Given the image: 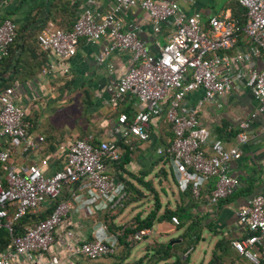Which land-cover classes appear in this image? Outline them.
Segmentation results:
<instances>
[{
    "label": "built area",
    "instance_id": "built-area-1",
    "mask_svg": "<svg viewBox=\"0 0 264 264\" xmlns=\"http://www.w3.org/2000/svg\"><path fill=\"white\" fill-rule=\"evenodd\" d=\"M243 9L245 21L239 23L229 15L214 14L205 23L198 11L190 14L180 9L177 0H112L110 9L98 15L83 8L67 30L40 31L35 41L40 50L52 53L55 62L45 65L41 72L56 69L66 72L64 63L74 55L80 39L95 42L108 37L105 55L112 50L127 51L130 65L114 84L108 98L110 105L125 96L136 99L137 110L128 118L117 115L121 135L148 139L150 118L163 115L168 124L170 139L156 149L164 155L165 165L180 192L189 190L198 198L201 188L214 178L207 200L217 204L237 190L239 179L228 174L227 163L242 155L248 141L249 122L256 113L264 112V0H236ZM130 7L144 11L150 27L157 31L162 22L170 20L172 31L167 42L156 53L146 48L135 29L122 28L117 14ZM240 36L250 47L237 48ZM16 37L15 24L7 18L0 20V59ZM259 61V67L253 64ZM242 84L256 103L255 111L237 123L236 142L224 146L221 139L197 120V112L206 101L221 96ZM201 91L193 105L185 104L187 94ZM26 113L14 103L12 88L0 91V227L9 233L12 224L30 213L50 211L43 218L25 225L20 234L11 237L10 244L0 252V264L14 261H33L47 251L54 233L68 212L89 215L95 209L115 210L123 206L127 192L123 183L110 174L108 166L121 159L113 141H92L90 137L74 138L57 145L61 165L47 173L41 169L46 161L29 164L13 163L15 149L26 151L35 147L28 135ZM112 168V167H111ZM66 189L67 198L62 192ZM237 220L249 234L232 242V247L252 264H264V194L251 195L236 212ZM170 221L177 224L176 216ZM89 240L69 243L72 255L95 260L113 254L117 248V233L97 224ZM98 233V234H97ZM148 233L146 228L134 231L128 241H137ZM72 241L73 233L65 232ZM51 256L46 264H57Z\"/></svg>",
    "mask_w": 264,
    "mask_h": 264
},
{
    "label": "crops",
    "instance_id": "crops-1",
    "mask_svg": "<svg viewBox=\"0 0 264 264\" xmlns=\"http://www.w3.org/2000/svg\"><path fill=\"white\" fill-rule=\"evenodd\" d=\"M177 2L187 14L198 11L205 23L214 14L231 16L235 0ZM111 4L112 0H0V20L10 19L18 35L7 58L0 62V76L8 79L14 103L24 109L28 135L35 144L33 149L26 151L15 149L11 153L13 163H39L44 159L46 164L41 165V169L49 173L61 165L58 144L86 137L92 141L110 140L118 146L121 158L124 152H128V162L117 172L108 166L110 174L121 176L136 191V194L131 193L126 204L116 210L95 209L89 215L71 210L56 229L54 241L47 251L33 261H14L11 264H46L51 256L57 259V264H252L234 250L232 242L249 234V230L238 222L236 212L251 195L264 194V112L256 113L250 119L247 129L249 138L242 147L241 157L227 163L228 174L239 179L237 190L211 205L207 197L214 178L203 185L198 198H193L176 188L169 169L165 170L167 166L157 161L156 149L167 144L171 136L162 114L150 118L146 129L147 140L121 135L122 127L116 120L117 115L125 111L132 115L137 110L136 99L125 96L121 102L110 105L108 98L114 84L130 65L127 51L112 50L105 55L109 42L107 36L95 42L80 39L74 55L64 63L66 72L58 69L48 74L41 72L45 65L56 59L52 53L39 49L34 41L38 32L67 30L83 8L88 7L103 15ZM117 18L123 29H135L137 37L151 53H156L158 47L167 42L172 31L170 20L162 22L159 29L153 31L145 12L137 7L120 11ZM236 46L242 50L250 47L243 36L239 37ZM253 64L259 67L258 60ZM200 96V90L193 91L186 95L184 102L191 106ZM255 108L256 103L249 89L236 84L223 95L204 102L197 112V120L199 125L221 139L224 146H230L236 142L235 135L230 131L236 130L237 123ZM161 168L162 171L159 170ZM143 171L147 174L142 176V181H149V187L137 180ZM167 174L174 189L166 183ZM151 176L165 196L162 201L153 187ZM143 188L152 193L153 203L148 202ZM62 196L67 198L66 189ZM144 200L146 203L142 204ZM154 204L157 206L155 216L150 227L146 228L148 233L141 239L130 242L127 237L120 240L113 254L95 260L70 253L69 243L89 240L98 232L95 229L97 224L131 228L137 219L144 218L154 209ZM173 211L179 215L185 213L183 218L171 214L176 216L177 224L167 217V213ZM191 224H195L200 231L192 232L191 237L186 239ZM180 226L182 232L177 234L176 240L168 243L174 228ZM203 229L209 236L205 245L199 241L204 239L201 235ZM66 231L73 233L72 241L66 240ZM143 239L144 244H137Z\"/></svg>",
    "mask_w": 264,
    "mask_h": 264
},
{
    "label": "trees",
    "instance_id": "trees-1",
    "mask_svg": "<svg viewBox=\"0 0 264 264\" xmlns=\"http://www.w3.org/2000/svg\"><path fill=\"white\" fill-rule=\"evenodd\" d=\"M231 8H232L231 9L232 10L231 17L237 19L239 23H243L245 21L244 11L237 4L236 0L232 4V7ZM17 37H18V35H17V30H16V37L14 39V42H15V40H16ZM34 41H35V37H34ZM35 43H36V41H35ZM11 45L8 47L7 54H9V52H10ZM7 54L0 59V62L3 61V60H5V58H7ZM7 82H8V79H5V78H3V77L0 76V91L3 88L8 87ZM125 113H126V115H127L128 118L131 116V114H129L127 111H125ZM25 120H27L26 117H25ZM230 132L235 135L236 132H237V130L230 131ZM157 156H158L157 161L161 162L162 164H165V157H164V155L157 154ZM127 162H128V152H124V154H123L122 158L120 159V161H118L116 164H113L111 167L113 169H115V171H116L118 168L122 167ZM162 169L163 168H161L159 170L162 171ZM146 174H147L146 171L141 172L140 173V176L137 178V180H139L143 186L149 187V183H150L149 181H142V176H145ZM116 179L120 180L123 183L124 189L127 192V199L124 201V203H123V205H124V204H126L129 201L130 196H131V193L132 194H136V191H134L133 189H131L130 184L127 181H125L121 176L116 175ZM182 193L184 195H187V196H190L191 197V195L189 193V190H186V191H184ZM154 206H155L154 209L150 210L145 215L144 218L137 219L136 223L134 225H132L131 228H124V229H121L119 227L111 228L106 223L108 232H110V233H117V241L119 243L120 240L126 239L134 231H137V230L143 229V228H149L150 225H151V222H152V220H153V218L155 216V210L157 209L156 204H154ZM49 211H50V207H45L40 213H37V214H30V213H28V214L20 217L19 219H17L16 221L13 222V224H12V230H11L10 233L5 228L0 227V252L2 250H4L10 244V240H11V237L12 236L21 233V231H22V229H23V227L25 225H28V224H31L33 222H36V221H38L40 219H43L48 214ZM182 212H184V211H181V213ZM171 214H175L178 218H183L184 215H185V213H182L183 215L182 214L179 215L177 211H173V212H168L167 213V217L170 218Z\"/></svg>",
    "mask_w": 264,
    "mask_h": 264
},
{
    "label": "rangeland",
    "instance_id": "rangeland-1",
    "mask_svg": "<svg viewBox=\"0 0 264 264\" xmlns=\"http://www.w3.org/2000/svg\"><path fill=\"white\" fill-rule=\"evenodd\" d=\"M152 155L154 156L155 154L152 152ZM126 168H129V166L128 165H126ZM165 170L166 171H168V169H167V167H165ZM168 175V179H167V184H169V186L171 187V188H173L174 186H173V184H172V182H171V180H170V178H169V174H167ZM151 178V180L154 182L153 184V187L156 189V193L158 194V196L160 197V199H161V201L162 200H164V194L159 190V188L157 187V184L155 183V180H154V177L153 176H151L150 177ZM163 187H165V183L163 184ZM174 189V188H173ZM143 191H145V193H146V199L148 200V202H150V204L151 203H153V196H152V193L150 192V191H148L147 189H145V188H143L142 189ZM155 192V191H154ZM168 197H169V194H168ZM144 203H146L145 202V200H144V202L142 203V204H144ZM197 228V226L194 224V225H192L191 224V226H190V231L186 234V239H187V237L188 238H190L191 237V235H192V232H194V231H196L197 233L200 231V230H197L196 229ZM182 227L180 226V227H176V228H174V231L172 232V234H170V235H172V238L170 239V240H168V243H170L171 241H174V240H176V236H177V234H180L181 232H182ZM191 232V233H190ZM201 235H202V237L204 238L203 240H199V241H203L202 242V244H207L208 243V240H209V236H207V231L205 230V229H203V231H201ZM201 243V242H200ZM137 244H139V245H142V244H144V239L143 240H141V241H139ZM136 244V245H137Z\"/></svg>",
    "mask_w": 264,
    "mask_h": 264
}]
</instances>
